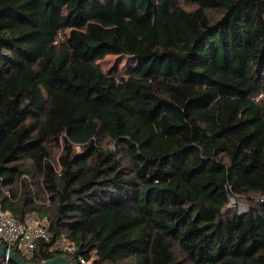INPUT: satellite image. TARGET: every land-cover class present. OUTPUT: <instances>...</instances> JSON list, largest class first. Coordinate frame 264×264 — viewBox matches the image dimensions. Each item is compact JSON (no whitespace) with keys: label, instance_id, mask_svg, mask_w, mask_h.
<instances>
[{"label":"trees","instance_id":"obj_1","mask_svg":"<svg viewBox=\"0 0 264 264\" xmlns=\"http://www.w3.org/2000/svg\"><path fill=\"white\" fill-rule=\"evenodd\" d=\"M0 204L94 264H264V0H0Z\"/></svg>","mask_w":264,"mask_h":264},{"label":"built area","instance_id":"obj_2","mask_svg":"<svg viewBox=\"0 0 264 264\" xmlns=\"http://www.w3.org/2000/svg\"><path fill=\"white\" fill-rule=\"evenodd\" d=\"M9 194V193H8ZM0 241L10 249L17 247L26 257L33 255L38 247L39 241H45L50 249L61 251L74 256L78 264H94L92 257L87 259L75 243L64 237L55 234L51 230L50 220L41 217L35 212L26 213L22 220H18L9 211L2 208L0 204ZM6 257V261H8Z\"/></svg>","mask_w":264,"mask_h":264},{"label":"rangeland","instance_id":"obj_3","mask_svg":"<svg viewBox=\"0 0 264 264\" xmlns=\"http://www.w3.org/2000/svg\"><path fill=\"white\" fill-rule=\"evenodd\" d=\"M100 63L102 67L106 70H129L133 67L137 61L129 58L128 56H120L117 54H107L103 59H100ZM75 149H79L80 145H74ZM51 153L53 160L57 161L59 154L63 150L62 145H57L55 143L50 145ZM28 190L29 195L36 203H46L48 202V193H46L43 189V184L38 177H28ZM19 193H21V189H19ZM229 207L245 210L250 207V199L245 196L241 197H230Z\"/></svg>","mask_w":264,"mask_h":264},{"label":"water","instance_id":"obj_4","mask_svg":"<svg viewBox=\"0 0 264 264\" xmlns=\"http://www.w3.org/2000/svg\"><path fill=\"white\" fill-rule=\"evenodd\" d=\"M0 253L8 257L14 264H74L69 258L64 256H57L38 263H29L23 257L14 253L7 245L0 241Z\"/></svg>","mask_w":264,"mask_h":264}]
</instances>
